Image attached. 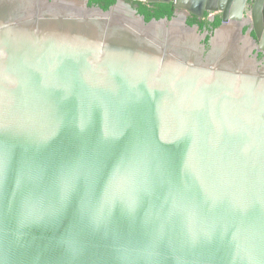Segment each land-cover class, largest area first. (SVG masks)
<instances>
[{
	"label": "water",
	"instance_id": "obj_1",
	"mask_svg": "<svg viewBox=\"0 0 264 264\" xmlns=\"http://www.w3.org/2000/svg\"><path fill=\"white\" fill-rule=\"evenodd\" d=\"M88 1L0 0V264H264V0Z\"/></svg>",
	"mask_w": 264,
	"mask_h": 264
},
{
	"label": "flooded vegetation",
	"instance_id": "obj_2",
	"mask_svg": "<svg viewBox=\"0 0 264 264\" xmlns=\"http://www.w3.org/2000/svg\"><path fill=\"white\" fill-rule=\"evenodd\" d=\"M103 3L105 4L104 0H101ZM119 0H117L118 2ZM126 2H128L129 4H131V6L139 13V9L140 6L142 5L143 8H146V11L148 12L149 16L146 15H142L145 20L147 19V17L151 20L157 19V20H162V19H173V18H178L181 15L185 16L186 22L189 26H196L199 28V30L201 31L202 34H206L208 35L207 37V41L204 43L207 45V47H209L208 41L209 39L212 37V35L215 33V31L222 25V21H223V13L221 11L219 12H215L212 10V8L214 7H221V3L223 1H226L225 7L227 8L228 3L230 1H235V0H207V4L205 6V11H204V17L200 18L198 16H194L192 14H190L189 12L183 10V9H176L175 8V4L174 1L172 0V2L170 4H166V3H161V2H156V3H152L149 4L147 1L148 0H125ZM161 1V0H160ZM255 1L256 0H248L246 8H245V17L248 18L251 15V12L253 10V7L255 5ZM116 2V3H117ZM89 6L90 7H100L102 8L99 4L100 3H96L95 0H89L88 1ZM113 6V5H112ZM210 7V8H208ZM210 10H208V9ZM157 16H160V18L158 19ZM248 20V19H246ZM147 21V20H146ZM149 22V21H147ZM219 23L218 26H216ZM252 24L251 22L246 21L243 27V33L246 34L249 30H252ZM253 31V30H252ZM253 37H255V33L254 31L251 34ZM262 57V54H259V58Z\"/></svg>",
	"mask_w": 264,
	"mask_h": 264
},
{
	"label": "trees",
	"instance_id": "obj_3",
	"mask_svg": "<svg viewBox=\"0 0 264 264\" xmlns=\"http://www.w3.org/2000/svg\"><path fill=\"white\" fill-rule=\"evenodd\" d=\"M96 3H100L102 2L101 0H95ZM105 4L103 3H100L99 5L102 7L103 10H108L112 5H115L117 0H104ZM139 13L140 14H144L146 16H149L148 12L146 11V8H143L142 5L140 6V9H139ZM157 18L159 19L160 16H157ZM147 21H150V19L147 17L146 19ZM219 23L216 25L218 26Z\"/></svg>",
	"mask_w": 264,
	"mask_h": 264
}]
</instances>
